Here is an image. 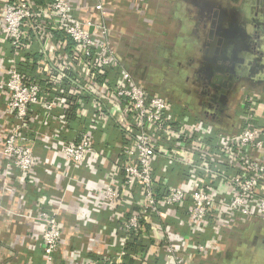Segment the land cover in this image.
<instances>
[{
	"label": "built area",
	"instance_id": "2783aa9c",
	"mask_svg": "<svg viewBox=\"0 0 264 264\" xmlns=\"http://www.w3.org/2000/svg\"><path fill=\"white\" fill-rule=\"evenodd\" d=\"M143 1L138 11L149 17ZM1 3L0 41L15 56L23 57L25 50L38 56L30 76L12 57L0 61L3 115L13 121L0 141L8 167L24 177L33 171L37 159L26 132L39 118L37 112L50 117L58 130L73 118L87 125L74 141L54 135L45 139L67 164H86L99 154L91 131L112 125L123 139L122 158L113 167L123 175L122 184H108L110 177L100 180L107 183L101 187L88 184L96 200L109 207L108 222L120 224L119 249L112 257H98L103 264H115L113 258L122 261L127 244L136 238L151 243L132 253L136 264H191L216 252L235 221L255 217L264 224V102L258 93H241L233 103L231 131H220L129 70L119 54L122 31L110 0ZM97 170L91 168L94 174ZM128 204L133 207L126 212ZM59 210L57 204L35 218L42 225L45 264L61 263L64 227L57 219Z\"/></svg>",
	"mask_w": 264,
	"mask_h": 264
},
{
	"label": "crops",
	"instance_id": "0c3cea01",
	"mask_svg": "<svg viewBox=\"0 0 264 264\" xmlns=\"http://www.w3.org/2000/svg\"><path fill=\"white\" fill-rule=\"evenodd\" d=\"M110 1L117 7L116 22L122 31L118 41L119 54L129 66L132 64V56L126 50L129 49L130 39L135 36V32L141 30L140 28L145 30L146 26H149L148 30H151L152 25L146 24L145 20L155 18L158 13L149 8L154 0L143 1L144 7L151 12L149 17L138 11L141 0ZM1 5L0 0V9ZM22 55L23 57L15 56L10 46L0 41V61L10 56L17 66L28 70L31 75L34 74L38 57L36 52L25 50ZM1 84L0 141L4 130L13 123L9 117L3 115L5 88L3 83ZM145 84L155 86L149 81ZM230 107L231 118L225 119L222 125L216 124L221 127L220 131H231L235 123L232 103ZM37 113L39 118L31 123L26 132L37 159L31 174L22 176L15 168L8 167L7 161L0 155V264H45L40 237L42 225L35 218L40 211L52 212L57 204L60 205L57 219L64 227L60 264H86L87 259H95L97 264H103L104 261L98 257L105 259L114 255L121 230L118 221L108 222L110 209L96 200L93 191L95 186L101 187L107 183L122 184L123 175L114 172L113 167L122 158L123 139L112 125H108L107 129L91 131L95 144L100 148L99 154L86 164H67L61 151L48 148L45 139L54 135L71 142L77 139L80 129L83 130L87 125H82L73 118V121H63L65 129L58 130V125L50 117ZM100 152L104 153L102 157ZM92 167L98 169L96 174L99 169L101 173H92ZM106 177H110L106 180L107 183L100 182ZM130 207H133L132 204H128L125 211ZM234 223L231 229L224 231L216 252L213 250L204 258L199 257L190 263L261 264L264 261V224L255 217H251L249 221ZM230 244L233 249L230 247V250H226ZM224 245L227 246L223 247ZM248 256L250 261L246 263L244 261ZM114 260L115 264H122V261H116L114 258L113 263Z\"/></svg>",
	"mask_w": 264,
	"mask_h": 264
},
{
	"label": "flooded vegetation",
	"instance_id": "af4514ba",
	"mask_svg": "<svg viewBox=\"0 0 264 264\" xmlns=\"http://www.w3.org/2000/svg\"><path fill=\"white\" fill-rule=\"evenodd\" d=\"M183 1L186 6L183 12L188 14L187 20L193 27L191 30L199 38V46L196 54H187L186 49L192 44L186 41V49L182 54L168 53L172 58L168 59L169 68H174L172 64L176 60L174 78L184 88L178 91L164 88L160 90L207 121H225L227 117L230 118L231 103L233 105L244 91H257L264 102V84L259 83L252 71L264 66V0ZM227 40H230L234 53L227 54L224 51ZM240 50L245 52L242 53L246 62L243 70L240 67L236 69L240 63ZM227 57L235 60L225 62L223 59ZM164 62L167 64L166 60ZM133 67V74L137 76L139 66L133 63ZM234 68L237 74L233 72ZM145 73L146 70H143V75ZM232 73L235 77L233 86L229 89ZM222 103L225 106L220 112L218 109Z\"/></svg>",
	"mask_w": 264,
	"mask_h": 264
},
{
	"label": "rangeland",
	"instance_id": "374dc122",
	"mask_svg": "<svg viewBox=\"0 0 264 264\" xmlns=\"http://www.w3.org/2000/svg\"><path fill=\"white\" fill-rule=\"evenodd\" d=\"M149 8H152V12L155 11L158 14L155 15V18L145 20L146 24L152 25L151 30H148L149 26H146L145 30L140 28V36L135 35L130 39L129 49L126 52L132 56V64L130 63V69H128L132 72L134 63L139 66L137 76L142 77L146 82L149 81L151 85L152 83L155 84L156 89L160 90L164 88L166 90L174 89L178 91L184 88V86L175 81L176 60L175 64H172L174 68L170 69L168 59L171 60L172 58L168 53L180 55L181 52L185 51L186 47L184 48V45L188 41L192 46L187 47L186 53L194 55L197 53L196 49L199 46V38L191 30L193 27L189 20H187L188 14L183 12L186 9L183 0H154ZM153 25L155 28H153ZM120 47L123 48L122 46ZM164 60L167 61V64H165ZM143 70H146L144 75ZM231 245H224L223 247L227 246L226 250H230ZM249 261L250 258L248 256L244 262L248 263Z\"/></svg>",
	"mask_w": 264,
	"mask_h": 264
},
{
	"label": "water",
	"instance_id": "95a60500",
	"mask_svg": "<svg viewBox=\"0 0 264 264\" xmlns=\"http://www.w3.org/2000/svg\"><path fill=\"white\" fill-rule=\"evenodd\" d=\"M225 46V52L228 54V53H230V52H233L234 53V51H232V46H231V42H230V40H227L226 42H225V44H224ZM243 50H240L238 53H239V58H238V62H240L239 64H237V66H236V69L238 70L239 69V67H240V70H243L244 68H246V66H244L245 64H246V62H245V60H244V58L242 57L243 56V54L242 53H245V52H242ZM237 56V55H236ZM225 62L226 61H232L233 60V58H229V57H227V58H224L223 59ZM235 60V59H234ZM233 60V61H234ZM237 61V60H236ZM257 67H259V66H257ZM256 67V68H257ZM237 70H235V68L233 69V72H237ZM253 72H254V74H253V76H255L256 78H257V80L259 81V83L260 84H264V77H263V75H264V66L263 67H261V68H257L256 70H252ZM237 74V73H236ZM231 77V79L229 80V89L231 88V86H233V82H234V77H235V75H234V73H232V76H230ZM225 103V102H224ZM224 103H222V106H220L219 107V111L221 112V111H223V110H221L222 109V107H224L225 105H224ZM220 113H218V115H219ZM229 116V115H228ZM229 117H227V119H228ZM231 118V117H230ZM229 118V119H230ZM209 121H211V120H209ZM211 122H213V123H215V124H217V125H222V124H224L225 123V121H223V119H220V120H217V121H211Z\"/></svg>",
	"mask_w": 264,
	"mask_h": 264
},
{
	"label": "trees",
	"instance_id": "16d2710c",
	"mask_svg": "<svg viewBox=\"0 0 264 264\" xmlns=\"http://www.w3.org/2000/svg\"><path fill=\"white\" fill-rule=\"evenodd\" d=\"M18 69L20 71H22L23 73H25L27 76H30L31 75V73L28 70H26V69H24V68H22L20 66H18ZM87 100L89 102V99H87ZM75 105L73 107H71V110H73L76 107ZM217 128L220 129L221 127H217ZM180 172H181V170H180ZM182 174H184V171L182 172ZM158 224H160L163 229H165L167 227L166 226L167 224L164 221H161L160 223L158 222ZM149 226L150 225H148V224L145 225L146 232L149 231V228H150ZM182 233L184 234L185 231H183ZM142 239L143 238H140V239L136 238L133 242H130V244L129 243L127 244V247H126L127 255H125L122 258V264H136L135 261H134V259L133 258L132 259L130 258L131 255H132V253H134V252L136 253L138 251L146 250L149 247V245L151 244V243H144V241ZM116 249L118 250L119 248L116 247Z\"/></svg>",
	"mask_w": 264,
	"mask_h": 264
}]
</instances>
